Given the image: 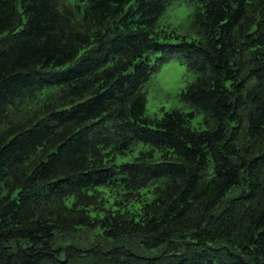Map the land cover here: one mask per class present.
I'll return each mask as SVG.
<instances>
[{"label": "trees", "instance_id": "16d2710c", "mask_svg": "<svg viewBox=\"0 0 264 264\" xmlns=\"http://www.w3.org/2000/svg\"><path fill=\"white\" fill-rule=\"evenodd\" d=\"M172 1L0 0V264H264V0Z\"/></svg>", "mask_w": 264, "mask_h": 264}, {"label": "rangeland", "instance_id": "374dc122", "mask_svg": "<svg viewBox=\"0 0 264 264\" xmlns=\"http://www.w3.org/2000/svg\"><path fill=\"white\" fill-rule=\"evenodd\" d=\"M193 10L194 5L186 0H173L161 15L158 26L162 30L170 31V34L173 32L179 35L188 34L190 32L189 17ZM168 40L177 42L180 38L173 34ZM196 77L197 73L183 63V57L180 53L161 64L157 71L151 75L145 87L147 114L162 116L165 111L176 108L190 111L191 107L181 98L180 93ZM202 118L203 114H198L193 121L194 126L200 127L199 123ZM142 144L140 142L131 154L118 156L117 163L130 161L132 156L143 146Z\"/></svg>", "mask_w": 264, "mask_h": 264}]
</instances>
